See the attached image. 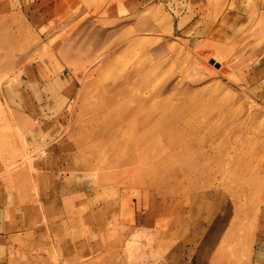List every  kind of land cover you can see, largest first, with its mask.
Segmentation results:
<instances>
[{"label": "rangeland", "instance_id": "374dc122", "mask_svg": "<svg viewBox=\"0 0 264 264\" xmlns=\"http://www.w3.org/2000/svg\"><path fill=\"white\" fill-rule=\"evenodd\" d=\"M139 65L142 74L151 65L154 78L146 93L139 90L158 101L138 107L181 113L162 121L184 122L186 106L197 102L190 122L212 121L213 136L220 133L204 150L213 152L228 137L234 147L247 144L241 154H256L250 174L210 177L207 198H198L192 177H160L159 192L145 188L154 189L151 203L143 194L139 203L130 179L142 176L134 170L156 179L148 170L178 161L161 132L164 124L141 133V148L134 150L140 164L127 178L117 137L101 141L87 134L89 117L102 103L97 90ZM125 100L113 102L119 113L125 114ZM50 173L59 177H42ZM45 185L49 193L91 190L90 201L101 203L90 215L83 193L75 196L79 212L77 200L65 199L58 228L35 229L28 208ZM188 186L190 193L183 192ZM124 193L128 214L104 222L105 208L122 206ZM202 200L217 205L209 218L222 225L208 229L207 244L191 239L183 222ZM178 216L183 227L175 228ZM263 243L264 0H0V264H168L179 248L191 264L214 249L223 251L224 264H251ZM202 261L212 264L214 257Z\"/></svg>", "mask_w": 264, "mask_h": 264}, {"label": "bare ground", "instance_id": "6f19581e", "mask_svg": "<svg viewBox=\"0 0 264 264\" xmlns=\"http://www.w3.org/2000/svg\"><path fill=\"white\" fill-rule=\"evenodd\" d=\"M151 68L152 67L150 65L149 68H147L148 71L152 70ZM144 70L145 69L142 68V66L140 67L139 65V68H137V70H135L134 72L128 74L122 73L121 77H118L117 82L97 90V92H99L98 96L101 97L102 99L101 101L102 103L98 104V106L94 108V112L91 113V116L89 117L90 119L89 124L91 125H89V127L90 128L92 126L94 127L92 129V132L90 131V128L89 131L87 132L89 137L100 139L101 141L107 140L113 135L114 137H117L116 139L118 140V143L121 144L126 151L124 152V158H123L124 162H122L124 164L122 163L120 164L125 165V168L123 169L124 171H122L121 174L122 176L127 178L129 177L128 175L132 173L131 172V169H133L132 165L140 164L134 160V158H136L135 156L136 154L134 153V150L136 149L138 150L141 148V143L143 141L141 133L143 134L147 131L149 132L156 131L158 126L161 127L164 124L163 126L164 128L161 130V132L168 144L167 146L168 150L170 151V153L174 155V157L178 158V161L161 162L156 165L154 172L148 170L150 174L152 175L156 174V176L158 177L156 179L144 177V174H142L141 171L139 172V170H134L132 174L133 176L136 175L138 176V174L142 176L139 177V180H137V178L134 180H132L133 178L130 179L131 181H133L132 187L130 188H132L133 191H136L139 198V203L143 196L145 200L147 199V201L151 203L152 198L151 199L149 198L153 197L154 189L152 191L150 190L151 188H148L145 191V188L155 187V189L156 190L158 189L157 191L159 192L162 186L161 185L162 178L160 177L177 176V177H182L183 180H184L183 177H192V179L190 180L191 184L193 186H196L197 189H199L200 191V194H198L199 192L197 193L199 195L198 198L201 197L207 198L209 197V192L212 191V190L209 191V186H208L210 177H231V175H234V173L237 176L239 174H243L244 170L245 173L247 172L246 174H250V172L248 171H250V169L253 168L254 165L253 158H255L256 154L253 153L241 154L240 150L241 151L245 150L247 144L245 145V147H241V146L234 147V144L232 145V143L230 142L231 138L228 137L225 141L222 142V144L221 143L214 144L215 146L212 148L216 152L213 151L208 153V151L204 150L206 146V142L212 138H215V140H217L216 136L219 137L220 133L217 132L215 133V136H213L214 130L211 129L212 121L208 122L207 120H200L199 125H197L196 120L193 123L190 122L191 118L197 112L196 108L199 107V104H197V102L191 101L186 106V111L188 113L186 114L187 121L185 119L183 120L184 122L169 121L166 123L162 121L165 118H172V117L181 119L184 116L181 113L178 115L177 114L163 115V113H160V111H156L158 113H155L152 111H145L141 107H138L136 103L139 102H144V103L146 102L148 103V105L149 104L155 105L158 101V99H156L155 97L144 95L139 90V88H141L145 92V90H148L151 87V84L148 83L149 80L150 82L152 80L154 81V78L152 79L151 77L152 75H149L148 71L146 74L145 73L142 74ZM120 97L128 98V100H125L127 104L126 106H124V110H125L124 113L126 115L123 114V112L119 113L116 110L117 107L113 105L115 104L113 103L115 99ZM130 102L135 104L131 105ZM133 112H134V116L131 114ZM114 114L116 116L115 117V121L117 122L116 124L114 121L110 120L112 116H114ZM101 115H105V117L109 118L108 124L107 122L103 121L102 119L103 117H101ZM244 123L246 122L244 121L241 122V128L244 127ZM201 125L203 126L202 128H200ZM205 133L207 134V136H205ZM260 136L261 135H259V137ZM181 137H185V138H181ZM253 141L255 140L253 139ZM133 144L136 145V148L133 146ZM229 147L231 148V150H233V152H235L234 154L231 155L228 152H225V150L228 149ZM247 149L250 150L249 148ZM138 158H140V156H138ZM130 166L132 168H130ZM89 167L91 168L92 165L89 164ZM135 171L137 172L135 173ZM85 175H87V177H90L88 173H86ZM149 184L152 186H149ZM175 189H181V188H175ZM190 189L191 188H189V186L187 188L184 187L183 192L190 193ZM139 190H141L142 192H140ZM175 192L180 193L179 190H175ZM213 207H217V205L209 202L206 203L203 200L202 203H200V201H196L194 205L190 207V210L188 211L189 216L188 218L186 217V219L188 220L187 221L185 220L183 222H185V224L187 225L185 231L187 234H189L192 237L191 239L199 238L201 240V243L204 241L206 243L209 240V236H210V233H208L209 231L208 229L212 228L218 230L219 227L222 226L220 225L219 222H213V220L209 218L210 214L213 211L212 210ZM178 219L180 220L179 216ZM198 219L203 220V222L197 223V221L198 222L200 221ZM179 220L178 222H176V220L174 221L173 227L176 228L178 225H181L182 221ZM74 223H75L74 225L77 227L81 226V221L76 222L75 220ZM176 224L177 226H175ZM169 227H172V225ZM181 227H183V224L181 225ZM62 236L68 237L69 235L62 234ZM219 238H220L219 236L215 237V240L213 242L214 245L219 244L218 241ZM230 240L228 238L224 239V241H230ZM200 255L204 257L203 259L204 261H207L210 258L214 257V261L212 262V264H224V261L227 260V259L224 260L225 259L224 253L221 250L216 251L214 249V251L208 252L206 254H203L201 251ZM227 255L228 253H226V257Z\"/></svg>", "mask_w": 264, "mask_h": 264}, {"label": "crops", "instance_id": "0c3cea01", "mask_svg": "<svg viewBox=\"0 0 264 264\" xmlns=\"http://www.w3.org/2000/svg\"><path fill=\"white\" fill-rule=\"evenodd\" d=\"M46 154L47 155L45 156V159L48 160L49 159V155H48V153H46ZM51 154H53V153H51ZM42 177H45V179H46V177H59V176L58 175L56 176V173H50V174H46V175H44ZM74 177H78V176H74ZM43 190H44L43 191V194L40 195V199L37 200V203L31 204L29 206V208H28V216H29L28 217L29 218L28 219V223H30L29 225H31V226H34V223H35L36 224L35 229L38 227L39 229H43V230L47 231V229L49 228V226L58 228V226L60 225V223L64 220V219H61L58 211H60L62 209H65V206H64V200L65 199L66 200H70L71 199V203H72L73 200L74 201L77 200L76 197L78 195H80L81 193H83L84 196H85L84 198L87 200L86 205L89 207L87 212L90 213V215L93 214V213H95V207L99 203H101V202H98L97 203V202H94V201L93 202L90 201V193H91L90 191L91 190H78V189L76 190V189H74L73 191H71L69 193H67V192L66 193H63V192H61V193H58V192H50L49 193L47 191L48 190L47 185L44 186V189ZM124 196L127 197L125 194H122L119 197L120 200H121V201L120 200L119 201L122 204V206H119V208L118 209H115V211H113L114 208L111 209V210H109V211L106 210V208H105L104 214L106 216L104 217V222H107L108 220L110 221V219L113 218L112 215H114V217H116L115 215L118 214L120 216V218H122V216L128 214V211H129V203L127 201L126 202L124 201V199H125ZM68 202H70V201H68ZM104 203H106V202H104ZM75 204H76V207H77L76 210L79 212L80 205L78 204V200H77V202ZM126 204H128V205H126ZM39 210H40V215L42 216V223L40 221L41 220V216L39 215L40 216V219H39L38 214H37ZM51 210H52V212H51ZM95 217L96 216L93 217V220L94 221H96V218ZM89 219L92 220V216H89ZM179 249H176L174 251V253L171 254L168 257V260L167 261L169 263H171V264H191L189 262V259H187L185 255H182L181 252L179 251ZM176 252H177V254H176ZM199 255L196 254V257L199 256ZM263 255H264V247H263V252H261L260 255H257V254L254 255V258L252 259L251 264H261V263H264V261H263L264 257H262ZM192 259H194V260H191L193 262L192 264H207V263H203L202 260L204 259V257H202V255H200L197 258V259L200 260L199 263H198V261H196V258L195 257L192 258Z\"/></svg>", "mask_w": 264, "mask_h": 264}]
</instances>
